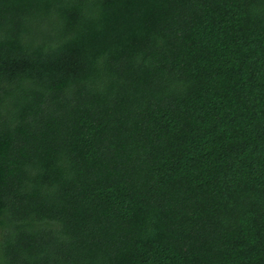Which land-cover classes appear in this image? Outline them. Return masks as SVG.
Instances as JSON below:
<instances>
[{
	"label": "trees",
	"instance_id": "trees-1",
	"mask_svg": "<svg viewBox=\"0 0 264 264\" xmlns=\"http://www.w3.org/2000/svg\"><path fill=\"white\" fill-rule=\"evenodd\" d=\"M0 264H264V0H0Z\"/></svg>",
	"mask_w": 264,
	"mask_h": 264
}]
</instances>
